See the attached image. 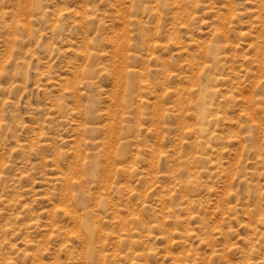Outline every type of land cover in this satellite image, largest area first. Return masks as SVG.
Instances as JSON below:
<instances>
[{
  "label": "rangeland",
  "instance_id": "1",
  "mask_svg": "<svg viewBox=\"0 0 264 264\" xmlns=\"http://www.w3.org/2000/svg\"><path fill=\"white\" fill-rule=\"evenodd\" d=\"M0 264H264V0H0Z\"/></svg>",
  "mask_w": 264,
  "mask_h": 264
}]
</instances>
